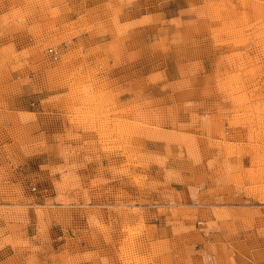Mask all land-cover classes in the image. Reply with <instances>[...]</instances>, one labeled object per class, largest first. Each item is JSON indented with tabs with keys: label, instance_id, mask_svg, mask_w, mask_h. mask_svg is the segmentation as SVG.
Returning <instances> with one entry per match:
<instances>
[{
	"label": "rangeland",
	"instance_id": "1",
	"mask_svg": "<svg viewBox=\"0 0 264 264\" xmlns=\"http://www.w3.org/2000/svg\"><path fill=\"white\" fill-rule=\"evenodd\" d=\"M0 264H264V0H0Z\"/></svg>",
	"mask_w": 264,
	"mask_h": 264
},
{
	"label": "built area",
	"instance_id": "2",
	"mask_svg": "<svg viewBox=\"0 0 264 264\" xmlns=\"http://www.w3.org/2000/svg\"><path fill=\"white\" fill-rule=\"evenodd\" d=\"M49 52H52V49H50Z\"/></svg>",
	"mask_w": 264,
	"mask_h": 264
}]
</instances>
